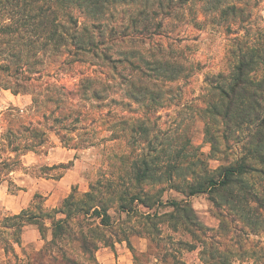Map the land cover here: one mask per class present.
Returning a JSON list of instances; mask_svg holds the SVG:
<instances>
[{
    "label": "trees",
    "instance_id": "trees-1",
    "mask_svg": "<svg viewBox=\"0 0 264 264\" xmlns=\"http://www.w3.org/2000/svg\"><path fill=\"white\" fill-rule=\"evenodd\" d=\"M191 1L165 0L162 12L172 18ZM203 2L205 18L213 14L228 34L233 26L248 23L252 17L250 0ZM119 4L134 6L135 17L158 13L150 0H0V91L31 99L26 109L10 107L0 114V185L8 182L9 191L11 187L19 190L12 174L26 168L24 156L46 155L51 135L77 151L108 147L110 142L124 144L113 156L119 164L110 165L112 170L101 174L89 192H73L51 211L41 207L38 212L24 210L0 219V248L7 254L14 252L13 245L21 244L24 228L34 225L45 241L34 264H84V260L98 264L100 249L126 242L134 251L131 237L153 242L163 234L159 226L165 224L182 233L176 242L180 248L194 251L198 249L196 241L201 242L205 264H233L235 258L264 264V245L249 239L250 235H264V31L252 39L250 29L243 26L244 39H235L230 50L233 63L229 73L208 82L210 90L204 97L208 99L203 100L201 112L211 144L216 143L211 128L217 119L240 131L255 126L244 147L247 154L212 173L197 151H190L193 145L189 139L182 145V135L177 133L169 131L161 138L151 133L150 115L157 113L172 93L166 84L179 77L176 63L133 45L118 54L120 61L111 49L103 48L107 15L114 17ZM116 36L112 29L109 37L114 41ZM88 54L106 64L108 72L100 67L90 74L80 73L73 86L64 83L73 65L86 63L83 56ZM120 63L127 65L129 74L118 73ZM136 104L143 113L135 120ZM167 191L187 199L164 202ZM201 194L219 195L221 201L214 197L211 201L224 205L232 215L233 235L236 231L246 235L244 243L235 236L237 254L230 246L221 249L220 243L215 246L200 241L202 236L210 239L205 236L209 230L198 223L189 199ZM163 207L171 211L159 214L157 210ZM133 219L139 220L138 226ZM48 224L50 240L45 236ZM221 224L220 230L229 236L231 231Z\"/></svg>",
    "mask_w": 264,
    "mask_h": 264
},
{
    "label": "rangeland",
    "instance_id": "rangeland-1",
    "mask_svg": "<svg viewBox=\"0 0 264 264\" xmlns=\"http://www.w3.org/2000/svg\"><path fill=\"white\" fill-rule=\"evenodd\" d=\"M150 3L154 11L158 12L156 15L135 17V7L122 4L118 5L114 17L107 15L108 21L105 22L104 30L106 44H103V48L111 49L110 53L120 61L123 59L121 60L118 54L133 45L132 47L137 49L142 47L140 49L150 50L156 55L170 58L176 63L180 71L179 77L174 82L165 83L172 88V93L166 97L163 102L164 106L158 107V112L150 115L153 130L151 133L159 138L164 133L166 137L169 131L177 133L182 135L180 139L182 145L185 139H189L193 145L190 151L195 149L210 171L219 173L220 168L234 164L247 154L244 147L248 146V137L250 133L254 132L255 126H251L250 130L240 131L226 121L217 119L215 126L211 128V135L213 134L215 137L216 143L211 144L205 133V119L201 112V109L205 108L204 102L208 99L204 97L207 90H210L209 84L211 83L208 84V82L216 79L220 74L229 73L233 63L230 55L233 42L237 38L244 39L245 37L242 27L250 29L252 39H255L260 31H264V0H250L248 9L252 16L250 21L233 26L231 34L226 32L221 20L212 18L213 14L211 17L208 14L205 18L204 10L207 6L203 0H192L190 4L178 9L180 14L174 15L172 18L166 17L162 12L165 11V0H150ZM139 4L137 1L136 8H139ZM160 7H163L162 10ZM83 23L84 20L81 19V24ZM112 29L117 33L114 41L109 37ZM124 34L127 35L126 38L123 36ZM129 41L132 43L129 44ZM83 59L86 63H75L73 71L65 76L64 83L73 86L79 80L80 73L90 74L93 70L101 69L104 73L108 72L107 65L102 64L101 60L94 58L93 55H85ZM90 64H95V66L92 67ZM118 69V73L122 76L129 74L125 63H120ZM120 93L122 95V92ZM30 104L31 99L28 96H14L9 91H0V114L10 107L26 109ZM134 108L136 111L133 118L136 120L143 110L137 104L134 105ZM50 139L51 145L47 149V154H31L24 160L22 159L27 166L14 176L18 182L17 185L26 193H21L19 190L14 191L13 187L10 192L27 198L29 204L25 210L38 212L37 209L44 208L46 200L54 194V199L58 198L56 208H59L64 199L73 192L78 195L89 192L90 186L97 181L101 174L109 173L112 170L110 165L119 164L113 156L124 149L123 142L117 141L110 142L108 147L97 146L77 151L64 147L56 135H51ZM146 151L149 152L148 149ZM69 164L71 165L69 169L59 168L61 165L68 166ZM200 168L196 167V169ZM5 186L8 187L9 183ZM212 197L221 201V197L217 194L214 196L201 194L189 199L190 205L197 215L198 223L209 230L205 236L210 239L207 240L202 236L200 241L211 242L215 246L220 243L221 249L230 246V249L237 254V248L234 246L235 236L238 235L244 243L246 235L238 231L233 235L232 230L235 225L231 222L232 215L223 204V206L214 204L211 201ZM168 199L181 201L187 198L175 191H167L163 195V201L166 202ZM155 209L152 213H155ZM46 210L51 211L48 208ZM140 210L147 211L143 207H140ZM157 211L163 215L171 210L163 207ZM2 213L0 212V216ZM8 213L6 212V214ZM133 222H136L137 226L139 225V220L133 219ZM221 223H224L227 231H231L229 236H226L225 230H220ZM47 227L45 236L50 240V224ZM159 227L162 228L163 234L155 236L153 242L138 236L130 238L134 250L132 253L133 264H186V262L194 264L198 258L202 260L200 249L203 245L201 242L196 241L197 250H184L176 244L182 238L181 232L175 233L165 224ZM185 238L190 240L189 236H185ZM232 238L234 240H231ZM249 239L264 245V235L258 237L250 235ZM117 244L121 243H116L115 247ZM158 244L160 248H157ZM41 245L42 248L45 247V241L41 242ZM145 248L146 251L141 252ZM36 253L34 248L30 247L25 251V258L22 260H16L12 254H9L5 260H0V264H34ZM83 262L88 264L85 260ZM97 262L100 264L98 258ZM202 262L204 261L202 260ZM234 263L257 264L251 259L239 260L237 258L234 259Z\"/></svg>",
    "mask_w": 264,
    "mask_h": 264
},
{
    "label": "crops",
    "instance_id": "crops-1",
    "mask_svg": "<svg viewBox=\"0 0 264 264\" xmlns=\"http://www.w3.org/2000/svg\"><path fill=\"white\" fill-rule=\"evenodd\" d=\"M31 154H28L23 157V160L30 156ZM35 155V154H33ZM24 166H27L26 163H24ZM17 172H14L12 174V181L15 183V185L18 184V182L15 179V175ZM5 184H8V182H3L0 185V212H3L0 216V219L3 217H9L20 214L22 211L27 208L29 201L27 198H23L22 195H15L9 191V186H5ZM19 188V191L21 193H26L24 190H22L19 185H17ZM55 195V194H54ZM52 196L51 198H48L46 200V204L44 209H56L57 207V200L58 198L54 199L55 196ZM12 210V212H11ZM6 212H9L6 214ZM8 235H6V238ZM9 238V237H8ZM41 242H43V239L41 238L40 232L38 228L34 225H28L24 228L22 235H21V244L17 245L14 244V252H8L5 253V250L3 248H0V260H5L9 254H12L16 260H22V258H25V251L29 250L30 247H33L36 252H39L42 249ZM146 248L141 250V252H145ZM133 251L131 248L126 244L125 242L121 244H117L115 248H104L100 250L97 253V258L100 262V264H133ZM194 262V261H193ZM186 264H192L190 262H186ZM194 264H205L202 262L200 258H198ZM236 264V263H234ZM237 264H248V263H237Z\"/></svg>",
    "mask_w": 264,
    "mask_h": 264
}]
</instances>
